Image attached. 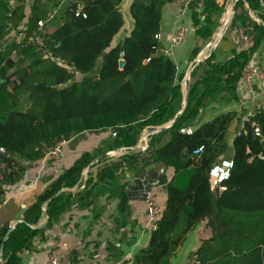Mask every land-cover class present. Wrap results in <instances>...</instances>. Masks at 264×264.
Segmentation results:
<instances>
[{
  "label": "trees",
  "instance_id": "trees-1",
  "mask_svg": "<svg viewBox=\"0 0 264 264\" xmlns=\"http://www.w3.org/2000/svg\"><path fill=\"white\" fill-rule=\"evenodd\" d=\"M18 1L14 10L0 1V204L8 187L22 177L21 162L43 159L44 146L104 129L116 132L117 148L134 146L146 127L162 126L181 112L167 129L170 140L158 147L152 142V160L165 163L177 175L185 170L191 174L186 184L176 179L168 182L158 228L152 230L148 246L139 250L133 264H170L200 222H206L212 233L195 252L194 264H242L247 259L248 264H264V108L237 131L232 142L233 166L222 182L226 187L222 192L213 186L212 171L230 148L227 134L236 112L217 116L192 133L182 131L201 108L218 99L236 98V85L248 62L246 53L224 62L216 61L213 53L200 62L191 73L183 106L185 74L161 51L157 37L167 0H133L129 8L133 27L122 42L116 38L126 22L123 0H69L61 12V24L41 47L5 46L13 28L24 24L32 31L38 21L46 19L48 4L60 3L34 0L27 17L26 0ZM248 1L254 8L253 0ZM78 8L86 17L76 15ZM223 12L216 0H205L204 23L193 15L204 41L211 39L218 26L215 17ZM199 50L194 51V58ZM57 58L66 60L76 73ZM12 68L16 69L9 73ZM23 93H29L32 100L26 111L12 107V100ZM254 124L260 127V136ZM200 146L204 151L195 154ZM3 148L9 151L7 157L1 153ZM93 159L91 153L82 155L25 210L22 222L11 231L9 225L0 229V264H20V254L38 232L33 226L44 212L51 225L70 207L71 196L61 189L73 186ZM117 170V166L108 167L104 174L113 176Z\"/></svg>",
  "mask_w": 264,
  "mask_h": 264
},
{
  "label": "crops",
  "instance_id": "crops-1",
  "mask_svg": "<svg viewBox=\"0 0 264 264\" xmlns=\"http://www.w3.org/2000/svg\"><path fill=\"white\" fill-rule=\"evenodd\" d=\"M0 1L7 2L11 10L20 3L18 0ZM65 1L66 5L69 0ZM132 1L123 0L121 4V12L126 22L116 42H122L133 27L129 12ZM183 1L167 0L164 5L160 31L161 51L167 48L172 34L181 23L178 11ZM204 1L201 0L198 6L190 7L182 19L187 27V35L170 55L179 71L185 74L186 80L182 82L183 100L186 81L189 80L191 85V73L195 67L191 73L189 71L195 60L202 62L214 53L216 61L224 62L235 56L242 57L243 53H246L247 63L264 65V0H253L254 8L248 0H216L219 6L224 7V12L219 18L215 17L218 26L209 41H204L198 35L193 17L197 15L201 23H204ZM239 2L243 4L238 7ZM33 4L34 0L25 2L27 17ZM53 8L54 6L48 4L45 17ZM61 15L45 29L47 38L61 24ZM227 22V27L222 31ZM21 26L26 25L22 24L11 30L5 46L15 43V35ZM198 48L199 53L194 58V51ZM15 69L12 68L9 73ZM239 83L240 79L236 85V98L213 101L201 108L197 117L184 128L185 131H193L217 116L236 112L237 116L233 120V123L236 122L235 127L227 134L230 148L219 158L221 167H226V162L232 161L233 139L237 131L244 126L246 118L251 116L259 104L252 96L239 92ZM31 106L29 93H23L18 99L12 100V107L20 111H26ZM169 127L161 131L148 130L146 127L136 145L118 148L114 146L117 136L113 135L112 129L85 131L73 136L57 159L22 161V177L8 187L0 204V229L4 225L14 229L22 222L25 210L82 155L91 153L94 157L73 186H63L61 189V192L71 196L70 207L51 225L48 224L49 216L44 212L38 224L33 226L38 232L20 254V264H51L49 257L52 250L58 252L61 264H133L139 250L148 246L152 230L148 225L145 199L132 200L125 189L141 168L150 169L154 166L152 142H155L156 147L168 142L171 138V133L167 131ZM125 157L128 159L125 160ZM114 166H117L118 170L113 176L104 174V169ZM178 176L173 168L166 165L162 184L167 185L173 179L178 180ZM166 195L167 191L162 186L155 187L151 192V196L161 205H166ZM211 233L206 222L197 224L188 233L170 264H194L195 252Z\"/></svg>",
  "mask_w": 264,
  "mask_h": 264
},
{
  "label": "built area",
  "instance_id": "built-area-1",
  "mask_svg": "<svg viewBox=\"0 0 264 264\" xmlns=\"http://www.w3.org/2000/svg\"><path fill=\"white\" fill-rule=\"evenodd\" d=\"M195 0H184L182 6L178 11V16L181 19V23L177 26L174 33L172 34L169 44L167 48L163 50V52L167 55H171L184 41L187 35V27L182 22V19L186 16L190 7L193 5ZM65 0H60L58 6L54 7L52 11L48 14L46 19H42L38 21L36 29L32 31H28L27 27L21 26L15 35V43L18 44H36L39 47L45 43L46 32L45 29L47 26L56 20L57 17L61 15V8L64 6ZM83 14L86 17L85 13H82L81 8L76 10V15ZM160 39V34L157 35ZM51 55V54H50ZM58 63L64 65L69 69L71 73H76L75 68L67 63L66 60L57 58ZM239 92L243 95H247L249 97L255 98L259 104L256 107V110H260L264 108V65H258L254 62H249L245 65L239 83ZM254 111V112H255ZM253 112V113H254ZM252 113V114H253ZM251 114V115H252ZM248 119V117L246 118ZM182 131H185L182 129ZM254 131L257 136L261 135L260 127L254 124ZM186 132L192 133L191 130H187ZM113 135L116 136V132H113ZM69 139H61L55 142L52 145H46L43 148L44 158L48 159H57L61 156L63 152V148L70 142ZM204 151V146H200L195 150V154H201ZM233 166V162H226V167H221L219 165L215 166L212 171L213 176V186L218 187L219 191L222 192L226 190V187L222 184V182L228 178L230 169ZM147 206V214H148V225L151 230H156L158 228L159 220L162 217L166 205L159 204L152 196L149 194L145 199ZM50 263L51 264H61L60 256L56 250H52L50 252Z\"/></svg>",
  "mask_w": 264,
  "mask_h": 264
},
{
  "label": "water",
  "instance_id": "water-1",
  "mask_svg": "<svg viewBox=\"0 0 264 264\" xmlns=\"http://www.w3.org/2000/svg\"><path fill=\"white\" fill-rule=\"evenodd\" d=\"M227 25H228V22L224 25L222 31L224 30V28L227 27ZM200 62L201 60H195L190 66L189 73H191L194 67H196V65H198ZM120 65L121 67H123L125 65V60L122 59L120 61ZM189 85H190V82L189 80H187L186 81V93H185L184 100H183V106H185L187 103ZM180 114L181 112H179V114L172 121L167 123V125H163L159 127L150 126V127H147V129L152 130V131H161L162 129L171 126L174 123V121L179 117ZM1 153L5 157H7L9 154V151L3 148L1 149ZM165 170H166V164L161 161L155 162L154 166L151 167L150 169L146 167L141 168L136 173V175L133 177V179L130 181V183H128L126 186L125 191L128 193L129 195L128 197L132 200L146 199L147 196L151 194L152 190L157 186H162L163 189L167 191V185L162 184V179H163ZM11 230L12 229H10V231Z\"/></svg>",
  "mask_w": 264,
  "mask_h": 264
},
{
  "label": "rangeland",
  "instance_id": "rangeland-1",
  "mask_svg": "<svg viewBox=\"0 0 264 264\" xmlns=\"http://www.w3.org/2000/svg\"><path fill=\"white\" fill-rule=\"evenodd\" d=\"M50 35V34H49ZM186 80V78H184V81ZM232 123H233V121H232ZM231 123V126H230V128H229V130H233V128L235 127V121H234V123L232 124ZM72 138V137H71ZM70 143V142H69ZM68 143V144H69ZM191 170H185V171H182L180 174H179V176H178V180H177V182L179 183V184H186V182H187V179H188V176L191 174V172H190ZM249 263V260L247 259L245 262H243L242 264H248Z\"/></svg>",
  "mask_w": 264,
  "mask_h": 264
}]
</instances>
